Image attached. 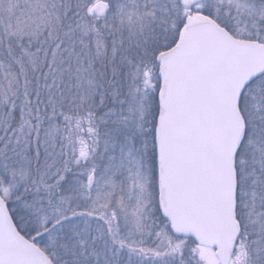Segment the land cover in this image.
<instances>
[{"label": "snow or ice", "instance_id": "snow-or-ice-1", "mask_svg": "<svg viewBox=\"0 0 264 264\" xmlns=\"http://www.w3.org/2000/svg\"><path fill=\"white\" fill-rule=\"evenodd\" d=\"M0 264H264V0H0Z\"/></svg>", "mask_w": 264, "mask_h": 264}]
</instances>
